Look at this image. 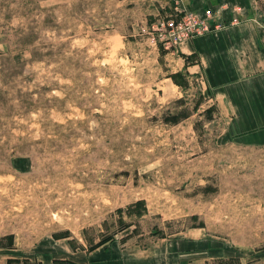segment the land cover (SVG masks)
Returning <instances> with one entry per match:
<instances>
[{"label":"rangeland","instance_id":"obj_1","mask_svg":"<svg viewBox=\"0 0 264 264\" xmlns=\"http://www.w3.org/2000/svg\"><path fill=\"white\" fill-rule=\"evenodd\" d=\"M244 11L264 26V0ZM183 15L176 0H0V264H40L25 257L55 239L198 236L223 256L191 264H264V144L228 133L179 48L196 35H169Z\"/></svg>","mask_w":264,"mask_h":264},{"label":"crops","instance_id":"obj_2","mask_svg":"<svg viewBox=\"0 0 264 264\" xmlns=\"http://www.w3.org/2000/svg\"><path fill=\"white\" fill-rule=\"evenodd\" d=\"M176 1L184 13L196 12L203 17L207 11L222 12L206 20L208 31L179 48L184 55L196 54L192 66L202 68L214 87L217 102L229 115L228 133H245L246 142L264 144V26L242 16L249 0ZM212 243L198 236L159 239L141 248L112 242L87 250L55 239L25 258L40 264H54L57 259L78 264H191L222 257Z\"/></svg>","mask_w":264,"mask_h":264},{"label":"built area","instance_id":"obj_3","mask_svg":"<svg viewBox=\"0 0 264 264\" xmlns=\"http://www.w3.org/2000/svg\"><path fill=\"white\" fill-rule=\"evenodd\" d=\"M212 16L211 11L205 13V19L202 20L198 16L191 12L186 11L184 15L180 18L179 21H174L173 19H168L166 21L167 29L169 35L171 36L173 42L179 41L183 37H191L197 34H200L202 30L210 29V26L207 24V19H210ZM233 21L236 18H232Z\"/></svg>","mask_w":264,"mask_h":264},{"label":"trees","instance_id":"obj_4","mask_svg":"<svg viewBox=\"0 0 264 264\" xmlns=\"http://www.w3.org/2000/svg\"><path fill=\"white\" fill-rule=\"evenodd\" d=\"M178 119V117L177 116H173L172 117V120L173 121H175V120H177ZM11 260V259H10ZM9 260V261H10ZM54 262H56V263H63V264H75V263H73V262H71V261H69V260H55Z\"/></svg>","mask_w":264,"mask_h":264}]
</instances>
